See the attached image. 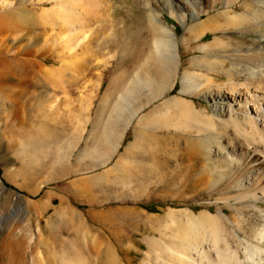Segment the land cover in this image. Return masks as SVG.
I'll return each instance as SVG.
<instances>
[{
  "label": "rangeland",
  "instance_id": "1",
  "mask_svg": "<svg viewBox=\"0 0 264 264\" xmlns=\"http://www.w3.org/2000/svg\"><path fill=\"white\" fill-rule=\"evenodd\" d=\"M133 1L125 4L140 19L111 0L115 29L89 23L74 36L57 23L41 26L54 0H0V20L12 24L0 26V102L11 104L0 110V231L20 225L23 247L21 255L0 251V264H48L71 246L94 264L103 242L120 264H147L153 251L142 239L184 245L209 226L242 258L264 227V170L244 181L264 164L247 155L263 151L264 128L246 125L243 114L237 122L228 99L209 97L242 92L264 70V0H200L198 23L209 20L212 30L190 37L188 13L182 25L167 10L155 21ZM20 8L31 17L16 30ZM160 27L171 32L160 38L171 41L158 50L167 56L163 78L140 83L159 67L160 34L151 28ZM224 145L234 153H217Z\"/></svg>",
  "mask_w": 264,
  "mask_h": 264
},
{
  "label": "bare ground",
  "instance_id": "2",
  "mask_svg": "<svg viewBox=\"0 0 264 264\" xmlns=\"http://www.w3.org/2000/svg\"><path fill=\"white\" fill-rule=\"evenodd\" d=\"M51 1H53V0H51ZM54 1H55V4H54L55 8L53 11H46V12H43L39 15L38 20H39L41 26L44 25V27H45L46 24L57 23V24H59L58 27L68 28V30H70V32H72V34L77 32V30H79V29L82 30V28L83 27L85 28L86 25H88L89 23L99 24L93 28H95L97 31H100L101 33H103L105 31V29L106 30L107 29L113 30L117 26L115 18L113 16H111V14H110V13H113V11L111 12V10H110V13L108 12V8H109V6H111V0H98L95 3H92V2L87 3V2H85L86 0H54ZM125 1L126 0H122V2L124 4H125ZM209 1H210V3L213 4L217 0H209ZM254 1H257V0H254ZM199 2H200V0H134L132 3L136 4L138 7L142 8V9L145 8L146 11L149 10L150 13H148L147 15L151 19H154L155 21H158L157 19L162 17L163 12L165 10H167L169 16H172V18L177 19L178 22H180V24L182 25L186 22V18H187L186 13H188V15L191 19L190 21L194 22L193 25H191V26L189 25L190 27L188 26L189 28L187 29V32H188L187 37H190L191 35H194L196 33H202L205 31L212 30V28L207 23V21H209V20L205 19L207 21L198 23V22H200V21H198L200 14H199V11L196 10V7L199 5ZM227 2H228L227 0L223 1L224 4H227ZM245 3H244V5H245ZM151 4L155 10H153V8H151ZM245 6H247V5H245ZM24 9L25 8H23V9L20 8L19 11L13 13V14H15L14 17H17V18H15V19H17L16 21H14V19H13V22H14L13 28L16 29L18 27V25H17L18 20L20 22H22L21 19L23 21L24 20H27V21L30 20L29 17H31V16L28 17L27 16L28 14L25 12V11L29 12V10H24ZM114 10H115V8H114ZM134 10H135V7L131 4L128 6H126V4L124 6H122L123 13H126L128 15H133V20L140 19L142 17V15L139 14V15L135 16V14L133 13ZM113 14H115V13H113ZM2 15H4V14H2ZM30 15H34V14L30 13ZM36 16H37V14H36ZM14 17H11V19ZM34 18L35 17H33V19ZM150 18H148V20ZM33 19L31 18V21H33ZM48 22H50V23H48ZM22 23H26V22H22ZM1 25L3 27L8 28L12 24L10 23L9 20L2 19V20H0V26ZM25 26H27V25H25ZM15 29H13V30H15ZM153 29L154 28H151L152 33L157 32V34H155V35H158V33L160 34V37H158L159 39L161 37L162 38L171 37L170 36L171 32H169L166 28L160 27L159 30H157L156 28H155L156 30H153ZM16 30H18V29H16ZM75 34H74V36H75ZM70 37L72 38V36H70ZM156 38H157V36H156ZM158 38H157L158 42L155 40L158 43V45L154 43L158 48V49L155 48V49H157L156 51H158L159 48H161L165 51V49L167 50L171 47V45H170L171 41L169 44H166V43H168V41H164L163 39L158 40ZM168 39L170 40V38H168ZM164 51H163V53L162 52L160 53L158 51L157 61H158L159 67L153 68L155 70V72H153L152 70L151 71L148 70V71L144 72L145 74L143 73L145 75L144 78L141 79V77H140L139 78L140 80L136 79L137 81H139L140 83L144 82V83L150 84L151 80L154 78L153 76H155V73L159 74L160 78H163L164 73H163L162 67L165 65V61H166L165 58H167ZM144 70H147V69H144ZM257 71L258 72L255 73L253 76H250V78L254 77V80H253V82H251V84L249 86H247L245 88L244 91L241 92V91L234 89V88L229 89V90L227 89L221 93H215L209 97H210L211 101H216V100L224 101V100L228 99L227 103H230V104H228L229 107L230 106H233V107L236 106V108H233V109H232V107H230V108L228 107L226 109V111H228L230 113V115L232 116V118L234 120L239 122L240 117H241L240 115L243 114L244 117L242 119L246 125L251 126L253 128L254 127L260 128L259 130H261V128L262 129L264 128V70L261 69V70H257ZM183 78L185 80H188L187 75L183 76ZM132 82H133V79H132ZM144 83H142V84L145 85ZM123 90H124V88H123ZM129 90H128V92H129ZM131 90H130V92H131ZM126 93L127 92H125V94ZM131 94H133V93H129L130 96H131ZM129 95H127V96L129 97ZM120 105L117 104V108L114 109V110H116L115 112H116L117 116H118L119 111L124 112V108L121 107ZM10 106H11V104L9 102H6V101L0 102V110L2 112L7 111V109ZM132 116H133V112L128 114L129 118H131ZM3 122H6V118L3 119ZM237 122H236V124H239ZM126 124H127V122L125 123V125ZM242 130H244V129H242ZM261 137H262V135H261ZM143 139H145V138H143ZM227 147L228 146H225V145L220 146L216 151H217V153H224V154L230 156V153H234L235 148L233 149V147H232V149H231V147H228L230 149V150H228ZM249 154H251V156L249 158L251 163H255L257 161L260 163H264V149H263V151H261V150L257 151V152L252 151V152L248 153L247 155H249ZM258 162H257V164H258ZM260 169L264 170V164L262 167L260 166V167L253 168L251 170V175L249 174L250 172H248L247 175L245 176L246 178L244 181H246V182L251 181V179L255 178L256 174L258 173V171ZM2 189H4V187L0 183V190H2ZM259 196H264V188L260 189ZM252 197L254 199L257 198V196H255V195H252ZM237 198H239V197H237ZM31 207H34V205L32 204ZM203 215H206V214H203ZM25 216H26V214L21 216V217H18L17 220L15 221L16 224H20V223L24 222ZM26 218H27V216H26ZM19 226L17 225V227H15L16 229L14 230V232L7 230L8 232H6V234L3 237H1L2 236L1 234L4 232V228H2V230L0 231V237H1V239H0V251L1 252H3V251L6 252V250H9L14 255H21V253L23 252L22 244L19 242L20 239L18 240L14 236V234L18 235L19 232H21V228ZM204 228H203V230H204ZM218 231L219 230L217 228H215L214 226H212V227L209 226L206 230H204V232H203L204 236L203 237H201V236L199 237V236L194 234V237L192 236L191 239L189 238L190 240L183 243L184 245L179 243L181 245H176V246H174V245L173 246L172 245L167 246L166 244H164V245L162 244L163 245L162 246V245L156 244V242H155L156 245L151 246L154 243L153 242L152 244L150 243L151 244L150 245L151 247H150L149 242H147V240L144 238V239H142L143 244H145V246H148L146 248H151L153 251V257H151L149 259V262L147 264H264V227H261V228L259 227V230H257L256 233L253 235L254 236L253 243H251L249 241H248L249 243H246V244L244 243L245 246L242 247L240 250V251H242V258L234 250V248H233V250L230 248V246H229L230 243L228 244V242H226V240L223 238L224 236L221 237ZM18 236H20V235H18ZM187 236H189V234ZM252 238L253 237H251V239ZM29 240H31V238H29ZM71 247L72 248L69 247L66 250L61 249L62 251L56 256V258H54L51 261V263H48V264H88L84 260V258L77 252L76 248L73 249L74 247L73 246H71ZM95 251H96L95 252L96 253V261L94 264H120L119 258L116 255L114 248H112V246H110V244H107V243L104 244V242H103L102 247L97 246Z\"/></svg>",
  "mask_w": 264,
  "mask_h": 264
}]
</instances>
